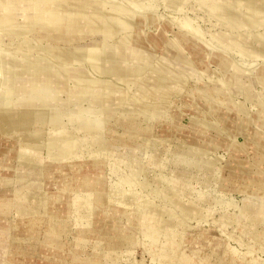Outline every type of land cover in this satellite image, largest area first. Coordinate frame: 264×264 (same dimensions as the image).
<instances>
[{
	"label": "bare ground",
	"instance_id": "1",
	"mask_svg": "<svg viewBox=\"0 0 264 264\" xmlns=\"http://www.w3.org/2000/svg\"><path fill=\"white\" fill-rule=\"evenodd\" d=\"M123 1V5L115 2L120 5L117 7L113 3L108 5L114 2L110 0H1L2 4L23 2L20 8L14 5L0 11V47L11 51L0 52V212L7 211L6 215H0V228L10 234L9 253L25 256L47 246L53 256L65 264H119V250L131 245L134 236L121 223L123 211L112 205V201L117 200L135 211L136 219L129 217L128 225L137 227L140 221L147 220L144 224L148 228V238L152 239L150 244L154 242L155 246L160 242L166 256L158 258L156 264H192L181 249L171 250L166 239L174 243L177 235L164 232L162 228L177 229L190 219L197 222L205 219L210 215L209 207L201 210L202 199L190 196L189 203L184 204L183 198L193 194L192 190L180 187L175 177L160 176L156 171L150 175L148 172L152 169L138 162L127 161L130 176L120 175L116 181L111 179L107 183L100 175L103 171L100 162L104 158L112 156L108 166L112 173L120 163L118 148L122 144L109 124L120 119L127 133L132 134L139 114L145 121H150L151 115L162 117L164 106L177 94L174 81L185 79L187 91L182 97L190 103L188 110H202L199 117L190 119L194 131L187 135L188 140L174 142L181 133L179 120L172 117L162 137L158 135L156 144L167 149L173 142L172 153L180 159L178 163L174 161V165L183 171L180 176L197 165L186 157H193L195 153L205 155L202 163L212 171L211 179L218 182L222 190L213 196V205L231 206V212L223 213L225 222L233 224L234 228H243L234 233L233 238L250 249H264V236L251 235L246 222L240 224L233 218L238 212L245 219L252 217L249 222L259 225L264 222V204L257 202L252 206L242 200L229 199L227 195L230 191L251 190L255 196H248V193L244 197L258 200L260 193H264V174L261 173L259 179L254 178V171L262 172L259 166L264 165L259 161L249 163L246 156L235 158V155H242L238 151L236 127L245 138L255 137L249 126L248 108L243 103H235V97L238 94L246 101L253 88L259 87L264 101V0H214L207 7L209 18L220 20L223 27H216V32L210 34L194 23L195 16L184 12L180 34L185 46L171 41L168 51L166 49L168 55L158 61L152 58L155 43L159 44L158 41L165 37L166 24L155 35L140 33L146 24L155 23V16L148 11L160 13L153 8L157 0L142 6L140 1L143 0H136L138 4L133 0L132 6V0L129 5L125 4L127 0ZM162 2L174 10H182L187 1ZM178 10L177 13H181ZM252 46L255 48H250ZM188 50L198 58L199 66ZM209 62L215 64L214 76L220 83L205 79L198 84L195 82L199 80L198 69L208 71ZM257 62L262 63L256 65ZM187 65L194 71H188ZM146 71L152 86L143 88V93L136 87L139 90L132 96L133 108L125 107L123 115L117 116L115 101L118 100V108L119 104L122 106L125 95L135 82H139L138 75ZM230 107L237 108L238 117L231 115L234 111ZM226 112L232 116L231 120L224 118ZM258 119L264 123V111L258 114ZM198 122L204 129L197 127ZM167 123L169 121L164 122ZM5 141L8 144L4 145ZM218 150L227 151L231 157L223 159L221 154H216ZM86 157L91 159L76 162ZM156 162L162 166L165 161L157 159ZM217 169L221 174L216 176ZM60 170L67 175L62 177L65 186L53 194L48 184L50 180L42 179V175L49 178V174L60 173ZM41 172L44 173L39 174ZM243 173L249 174L251 185L236 184L248 183L238 180ZM33 178L39 179V183ZM133 181L138 182L135 189ZM123 184L126 187H122ZM43 186L45 189L41 188ZM72 190L89 192L86 200L74 204L91 224L71 232L73 240L67 238L71 229L69 216L73 203L69 192ZM206 190L197 192L205 196ZM38 231L45 233L41 240ZM90 237L96 238L92 246L97 251L87 255L85 247ZM227 246L224 242L217 249L218 263L230 259L236 262L232 264H253L242 253L228 251ZM152 258L157 261L155 256ZM6 261L13 262L14 255L7 256Z\"/></svg>",
	"mask_w": 264,
	"mask_h": 264
},
{
	"label": "rangeland",
	"instance_id": "2",
	"mask_svg": "<svg viewBox=\"0 0 264 264\" xmlns=\"http://www.w3.org/2000/svg\"><path fill=\"white\" fill-rule=\"evenodd\" d=\"M110 1H114V2H109L110 4L108 3V5L111 6L112 5L111 3H113V5H116L117 7L120 6V5L118 6V4H114L115 2L118 3L120 0H118V1L117 0H110ZM121 1L119 2V4L121 3L123 5L124 1L123 0H121ZM138 1H140V0H138ZM153 1L155 3V0H151V2H150V0H146V2L143 0L142 3L140 1V6H142L143 3L148 4V2L152 3ZM157 1H158V3H157ZM157 1L155 3L157 6L154 5V3H153V5L155 6L153 8L156 9L157 12L159 11L160 12L159 14L162 16H159V14L155 13V11H153V10L152 11L149 10L148 12L152 13L155 16L156 21L154 24H150V25L146 24L144 27H142L140 29V33H142V34L155 35L158 31L163 30V27L166 24L167 30L165 32V34H166L165 37H163V39L161 41H158L159 44L155 43L156 51L154 52V55L152 57L153 61L161 60V59H163V57L168 55L167 45L169 46V43L171 41L180 42L183 46H185V41L183 40V38L181 37L182 35L180 34V28H181L180 27L181 26L180 21H182L183 19H181V18L184 17L181 14H183L184 12L191 17L195 16V18H194L195 22L194 23L197 22L196 23L197 25H201V27L203 28V30L207 34H210L212 31L216 32V30H214V29H216V27H218L219 29L223 27V25L219 23L220 20L216 21V18H214V17L211 19L209 18V13H208L207 7H208V5L212 4L214 0H186L187 2L185 4V6L182 7V10H178L179 8L177 9L178 11H181V13L178 12L179 14L177 13V10H174V8L169 7V6L167 7V5H165L164 2H162L163 0L162 1L157 0ZM128 2H130V0L129 1L127 0V3L125 1V4L129 5ZM132 3H133V0L130 4L131 6H132ZM138 3L139 2H137L136 4H138ZM146 4H144V5H146ZM22 5H23V2L22 3L16 2L15 4H11L9 2V3H3L2 4V2L0 0V11L2 9L5 10L9 6H14L17 9V7L20 8ZM164 5L166 7L165 8L163 7L164 9H162L161 6H164ZM136 7H138V6H136ZM156 7H158V8H156ZM166 8H168V9H166ZM243 8L246 9L245 6H243ZM171 10L174 12H172ZM169 11L172 13H170ZM172 19H173V21H172ZM221 21H223V20L221 19ZM221 23H224V21ZM212 28H213V30H212ZM260 29L261 28H259L258 30H260ZM214 41H216V40H214ZM216 43H217V41H216ZM252 45H254V43H252ZM253 47L255 48V46H252L250 48H253ZM166 49H167V51H166ZM7 50L8 49H6L5 46L0 47V52H6ZM171 50H173V49H171ZM165 52L167 54H164ZM7 53H11V51L8 50ZM188 54L191 56V58L197 64V66H199L200 64H199V61L197 60L198 58L194 56L193 52L188 50ZM9 55H12V54H9ZM205 60L209 61L207 57L205 58ZM251 63L254 64V63H256V61L255 62L252 61ZM259 63H262V62H259ZM259 63L257 62L256 65H258ZM251 66L252 65H250L249 67H251ZM188 67L189 66L187 65V68ZM207 68H208V71L203 69L205 72L202 71V68L198 69L200 71L199 80L196 79L195 82H197L199 84L200 80L210 79L213 83H214V81H216V83H220L218 81L219 79H217V77L214 76L215 75L214 70L216 69L215 64H213L212 62H209ZM188 71L192 72V71H194V69L188 68ZM147 72L148 71H146L143 75L142 74H140V76L138 75V81L139 82H135L134 85L132 86V88L129 90V92L125 95V97L123 99V105L122 106H120L121 104H119V108H118V106H117L118 100L115 101V105H116L117 111H118L117 116L123 115V112H122L123 108H125V107L126 108H133L134 104H133V102H131L132 96L134 95L135 92H137L139 90L136 87L140 88V91L143 93L144 92L143 88H145V87L150 88L152 86V79L149 76V74H147ZM0 77H2V73H0ZM186 81H187V79H185L183 82L182 81H176V80L174 81L176 83L175 88L177 90V92H176L177 94L173 95L170 98V100L166 103V105L164 106V113L162 114V117H157V116L150 114L151 115L150 121H145L143 115L139 114L137 116V121L134 122L135 131L132 134L127 133L126 125L123 122H119L120 119L118 120V122H116L117 119H115L112 122L113 124H111V123L109 124V126H112V129L116 130L115 132L118 134L117 137L119 138V140L122 144V146H120L118 148L119 149V156L118 157H119V162L121 164L119 163V166L117 165L118 169L112 173V171L109 168L110 167L109 161L111 160L112 156H108V157L104 158L103 161L100 162V164L102 165V169H103V171H102V173H100V175H103L105 177L107 183H110L111 179L116 181L120 175H121V177L130 176L131 171L129 170V168L125 164L127 161L130 163L138 162L141 164H146L148 166V168L152 169L148 172V173H150V175H153V172L156 171L159 173L160 176L162 174L168 178L175 177V179L177 180V183L179 184L180 187H183L187 190H189V189L192 190L193 194H191V195L189 194L188 196H185L183 198L184 204L189 203L188 198H190V196H194V197L196 196L197 198L202 199V201L204 202V205H201V210H204L205 207H209V210H208L209 213L208 214H210V215H208L205 219H202L199 222L193 221L192 219H190L189 222L184 227H179L177 229H171L169 227H163L162 228V230L164 232H167V233L174 232L177 235L178 239L176 241H174V243H171V240L166 239V241H168L167 244H169L172 248L171 250L181 249L187 255V257H189L190 262L192 264H212V262L215 264L236 263L233 260H230V259L227 260V257H224V259L227 261H224V263H222V262L218 263V261H217L218 258H217L216 252H217V249L221 245H223L224 242H226L228 245L227 246L228 251H229V249H233V250L237 251L238 254L242 253L241 255H244V258H246V259H250L249 262H251L253 264H264V249L255 248V247L250 249V248H248V245L247 246L246 245H239L236 242V240L233 238L234 233L237 234L238 232L243 230V228L240 229L239 227L234 228L233 224H229V223L225 222V220H224L225 219L224 214H223L224 211H230L231 212L233 210V208L231 206L226 207V205H224L223 207L213 205V203H212L213 202V196H216L222 190H221L220 186H218V182L214 183L213 179H211L212 177L210 175H211L212 171H210L202 163V161L205 158V155H200V154L195 153L193 155V157H190V156L186 157V160L191 161L193 163H196L197 165L195 167H193L192 171H186V172H184L185 173L184 176H182V175L180 176V174H182L183 171L180 170L179 166L174 165V163H175L174 161L177 162V160H180V159L174 157V155L172 153L174 146H175V145H173V142L170 143L171 145L168 144L167 149L165 147H163L162 145L156 144V142H158V139H159L158 135L160 134V137H162L161 133L167 126H169L171 124L170 120H172V117L179 120L178 124L180 125L179 128H180V133H181V135H178L179 136L178 139L173 140L174 142L175 141L180 142L183 139L188 140L189 138L187 137V135H191L192 132L194 131L192 129L190 119L193 117H199L198 113H201L202 110L201 109H199V110L189 109L188 110L190 103L187 99L182 97L184 94H186V91H187V88L185 87ZM191 83H193V82L191 81ZM143 85H145V86H143ZM199 90H201V88H199ZM261 94H263L261 91V88L254 87L252 94L248 100L243 101V99L238 94L235 97V103H243L244 107L248 108L247 109L248 113H250L249 114V118H250L249 126L251 127V132L255 134V137L253 139H247L244 137L245 135L243 132H240V131L238 132V129L236 127L235 135H236V133H238L236 140L240 144L238 146V151H241L242 155L241 154L235 155V158H239V157L242 158V156L243 157L246 156L245 159L247 162L251 163L252 161H256V162L259 161L264 165V134H262V131H264V123L262 122V120L258 119V114L260 112L264 111V101L261 100V96H260ZM159 95H161V94H159ZM19 97H21V96L19 95L18 98ZM229 109L231 111H234V113H235L234 114L233 112H231V115H236L238 117L239 114L238 113L236 114L237 108H235V107L231 108L230 107ZM231 117L232 116H230L227 112H226V115H224V118L226 120H231ZM124 121H125V119H124ZM158 121H162V122L159 123ZM168 121H169V123L164 124V122H168ZM198 123H199V125L197 127L199 129H204L203 124L200 122H198ZM117 124H118V126H117ZM112 129L110 131H112ZM6 144H8L7 141H5L4 145H6ZM256 148H259V150H256ZM163 151H164V153H163ZM129 153H131L132 155L127 156ZM216 154H218V155L221 154L223 156V159H225V158L228 159L231 157L227 151L224 152L223 150L216 151ZM90 159H91V157H86L84 159H76V162H79L82 160L87 161ZM157 159L159 161H163V160L165 161L162 166H160L156 162ZM259 167L262 168L261 169L262 172L255 170L254 171V174H255L254 178L255 179H259V176L262 175L261 173L264 174V167L262 165H260ZM17 171H18V169H17ZM117 171H119V172L117 173ZM226 172H227V170L224 171L225 176H227ZM42 173H44V172H41L39 174H42ZM47 173H50V172L47 171ZM64 173H65L64 171L60 170V173L58 171L57 173L49 174L50 175L49 178H45V175H42V179H46L47 182L50 180V182L48 184H50V191H52L53 194H56L57 190H59L63 186H65L64 185V179L67 177V175ZM114 173L115 174L117 173V174L115 175ZM214 173L216 176L220 175L221 170L217 169V172L215 171ZM39 174H34V175H39ZM90 174L94 175V172L91 171ZM62 177H65V178H62ZM250 178L251 177H249V174L243 173L242 175H240L238 177V180H242L244 182L246 181L248 183L243 184L240 182H236V184L241 185V187L248 185V184L251 185V183L249 181L252 179H250ZM33 179H36L38 181V183L40 181L37 178H33ZM68 179L71 181L75 180L74 178H70V177ZM133 182H134V183H132L133 189H135L134 187L137 186L136 184L138 182L137 181H133ZM123 185L124 186H122V187H126L125 184H123ZM41 188L45 189L44 186ZM205 188H207V190H206L207 195L204 196L203 194H205V193H202V195H199L197 191L205 190ZM243 192L237 191V190L232 191V192L230 191V192H228L229 194H227V195H229L228 196L229 199L236 200V201L242 200V201L247 202L248 204H250L252 206L254 204H257V202H259L260 204L261 203L264 204V193L263 192L260 193L261 197L258 200L256 198L244 197V195L248 194V193H249L248 196H255V195L251 194L254 191L249 190L248 192H245V191H243ZM45 193L46 192L44 190V194ZM88 193L89 192L85 191V190H81V191H73L72 190L71 192H69V197L71 199V202L73 203L72 204L73 206H72V211H71L70 216H69V224H70L71 229H69L70 234L68 233L69 236H67V238L69 237L71 240H73V238H74L71 232H73L76 228L82 227V226H84V227L85 226L86 227L91 226V224L88 223L87 218L80 215V213L77 211L78 210L77 207L74 204V203H78L79 201H82L84 199L86 200V198L89 197L87 195ZM112 205H114L116 208L121 209L123 211L122 217H120L121 223H122L123 227L125 226L127 228V230L130 231L131 234L134 236L133 237V243L131 245H129L128 247H124V248L119 250V252H121L119 254V259H118L120 261V262L118 261L119 264H125L126 262L128 264H130L132 262L134 264H156L159 261L158 258L159 259L163 258V257L166 258L165 254L162 252L161 245H159L160 242H158V244H156L155 246H154V242H152L153 244L152 243L150 244L152 239L150 237H149L150 239L148 238V236H147V234H148L147 229L148 228H147V225L144 224L145 222H147V220L140 221L139 222L140 224L139 225L137 224V227H135L134 225H128V221H129L128 218L129 217L136 219V217L134 216L135 211H133L131 209L132 207L127 206V204H123L117 200H113ZM253 209H257V208L253 207ZM6 213H7V211L4 213L0 212V215H2V214L6 215ZM107 213L111 214L112 212L108 211ZM204 213H206V212L204 211ZM13 215H15V214L13 213ZM116 215H118V213H116ZM205 215H207V214H205ZM8 217H9V213H8ZM233 218L237 219L240 224L246 222L248 225V233H250L251 235H257L259 237L264 236V222L259 224V225L257 223H255V221L249 222V218H252V217H248L245 219L238 212H236L234 214ZM222 220H223L224 224L222 223ZM233 229L235 232L234 231L232 232ZM22 235H20V237L24 238L25 236H22ZM44 235H45L44 231H38L37 236H40V240L43 239ZM0 238H2V237H0ZM4 238H6V236H3V239ZM7 238H8L7 250H5V253L3 255L1 254L2 250H0V264H4V263L5 264H7V263L8 264H29V263L30 264H65L64 262L61 261L60 258L59 259L55 258L53 256V254L51 253V250L47 246L42 247L41 249H38L37 251H35L36 253L33 252V253H30V255L28 254L25 256L21 255L20 253L16 254V255L13 252L9 253V251H10L9 250V248H10V234ZM30 240H33V238ZM161 240H162V235L159 238V241H161ZM25 241L29 242L28 240H25ZM25 241H23V242H25ZM87 241H86L87 243H86L85 250L87 251L86 254L90 255L93 252L97 251V249L95 250V248L92 246V244L95 243L96 238L90 237V238H88ZM155 242H156V240H155ZM88 246H91L92 248L88 247ZM22 247H24V246H22ZM22 247H21V249H22ZM43 254H44V256H43ZM11 255H14V261L13 262H7L6 261L7 256H11ZM46 256L47 257L49 256V257L46 258ZM153 256L156 257L157 261H155L152 258ZM233 257H235V256H233ZM23 258L25 261L23 260ZM38 258H40V259H38ZM235 259L237 261H240L239 256H236ZM103 261H104V257H103ZM239 264H245V263L240 262Z\"/></svg>",
	"mask_w": 264,
	"mask_h": 264
},
{
	"label": "crops",
	"instance_id": "3",
	"mask_svg": "<svg viewBox=\"0 0 264 264\" xmlns=\"http://www.w3.org/2000/svg\"><path fill=\"white\" fill-rule=\"evenodd\" d=\"M3 236H6V238L3 239ZM8 236H9L8 233L5 230H2L0 228V237H2V238H0V241H1L0 242V250H2V252H1L2 255L5 253V250H7V247H8V238H7Z\"/></svg>",
	"mask_w": 264,
	"mask_h": 264
}]
</instances>
